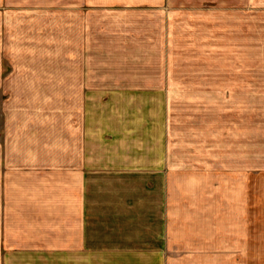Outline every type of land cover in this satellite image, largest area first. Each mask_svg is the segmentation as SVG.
Returning a JSON list of instances; mask_svg holds the SVG:
<instances>
[{"label":"rangeland","instance_id":"1","mask_svg":"<svg viewBox=\"0 0 264 264\" xmlns=\"http://www.w3.org/2000/svg\"><path fill=\"white\" fill-rule=\"evenodd\" d=\"M42 1L52 11L9 12L0 29V131L13 117L44 123L40 135L59 161L61 147H80L66 126L84 121L85 169L101 184L99 211L86 203V231L100 225L99 239H111L156 226V216L168 227L171 181L183 185L177 226L222 228L229 238L238 226L264 231V0L202 1L200 11L110 0L85 5V23L60 0ZM110 258L88 252L86 261Z\"/></svg>","mask_w":264,"mask_h":264},{"label":"crops","instance_id":"2","mask_svg":"<svg viewBox=\"0 0 264 264\" xmlns=\"http://www.w3.org/2000/svg\"><path fill=\"white\" fill-rule=\"evenodd\" d=\"M38 1L33 7H24L30 5L28 2L31 0H0L1 31L7 27L6 17L13 19L9 12L20 13L22 9L31 8L52 11L51 1L43 4L42 0ZM60 1V11L81 13L84 23L85 5L92 4L99 8L104 3L114 4L110 0ZM150 1L158 4L164 0ZM175 1L169 6L183 11H189V8L200 11V2L208 5L214 2ZM243 1L240 0V4ZM16 21L20 26L21 19ZM2 77L0 70V89L3 86ZM81 87H84V83H81ZM15 118L18 122H12V126L7 127L4 119L0 131V264H264V231L260 228L238 226L234 231L235 237L229 238L222 228L216 229L217 233L214 234L211 228L177 226L176 194L178 187L183 185H176L175 181L170 182L172 191H169L175 198L171 203V227L165 228L163 219L156 216L152 219L156 226L145 230L113 232L108 234L111 239L110 236L106 240L99 239L102 233L100 225L87 228L90 229L87 232L86 203L91 200L99 211L101 184L100 176L87 175L85 169L84 121H78L77 127L74 124L66 126L67 137L68 130H78L76 137L81 141L80 147L74 150L67 142L59 150L61 159L56 161L51 144H47L46 136L40 135V130H46L47 125L40 123L41 129L37 125L30 128L32 126L27 127L26 123L21 125L22 118L13 117V121ZM238 139L244 147V134L240 133ZM26 140L33 141V146H22ZM253 148L255 153V146ZM238 155H244V150H239ZM237 172L238 178L243 177L245 183L244 157L238 160ZM162 185L165 187V182ZM98 211L93 214V219L100 223ZM213 234L221 237L214 240L215 244L211 237ZM89 236L94 238L90 239ZM102 244L109 250L99 251ZM88 252H108L111 258L105 262L86 261Z\"/></svg>","mask_w":264,"mask_h":264}]
</instances>
